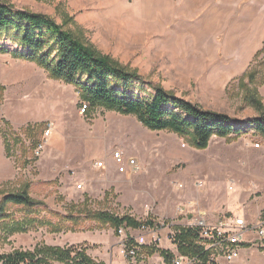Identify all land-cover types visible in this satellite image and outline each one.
Instances as JSON below:
<instances>
[{
    "label": "rangeland",
    "instance_id": "obj_1",
    "mask_svg": "<svg viewBox=\"0 0 264 264\" xmlns=\"http://www.w3.org/2000/svg\"><path fill=\"white\" fill-rule=\"evenodd\" d=\"M4 1L58 24L69 16L73 20L69 29L103 55L136 70L145 83L143 96L154 93L152 85L161 86L206 110L228 115L243 134L232 139L213 137L206 149H197L177 134L148 129L133 115L104 107L85 113L86 103L74 86L50 79L35 63L0 54V87H4L0 91V202L27 188L34 201L46 206L10 209V218L0 222V256L48 246L84 250L97 263L165 264L159 254L148 257L147 251L160 249L181 257L174 239L177 226L189 227L201 219L217 224L240 216L249 228L255 227L253 238L241 246L249 245V249L241 250L240 258L231 263L216 252L209 264H264L260 235L264 229V137L251 123L263 113L244 105L239 88L243 74H236L234 62L220 51L195 48L189 37L171 26L166 19L169 13H142L141 0H0ZM3 44L16 49L9 42ZM259 63H264V53L246 71L261 69ZM259 92L264 104V89L260 87ZM3 120L10 123L13 136ZM41 123L45 133L33 134L41 145L31 151L25 129ZM4 134H9L14 146L9 156ZM117 151L138 160L140 170L135 175L118 172L113 159ZM86 199L94 211L129 215L138 221L152 219L159 226L124 227L117 234L93 221L82 227L63 221L61 232L56 233L38 222L57 225L59 218L52 213L67 216L72 212L78 217L79 209L70 207ZM16 223L24 224L27 232L12 235ZM128 238L138 245L134 258L128 255ZM184 258V264H203Z\"/></svg>",
    "mask_w": 264,
    "mask_h": 264
},
{
    "label": "trees",
    "instance_id": "obj_2",
    "mask_svg": "<svg viewBox=\"0 0 264 264\" xmlns=\"http://www.w3.org/2000/svg\"><path fill=\"white\" fill-rule=\"evenodd\" d=\"M71 23L73 20L69 16L64 17L62 24H58L51 17L17 10L7 1L0 2V54H9L15 59L35 63L48 72L50 79L74 86L81 100L86 103L82 106L85 113L90 109L104 107L125 115H133L148 129L177 134L187 139L197 149H206L213 137L232 139L243 134V128L228 115L206 110L166 91L161 86L152 85L154 93L143 96V93H147L144 89L145 83L136 70L131 71L111 57L103 55L82 35L69 29L68 25ZM4 42H9L16 49L11 50L3 44ZM263 53L264 47L256 54L254 60ZM259 66L261 69L251 67L243 74L239 80V88L243 91L244 105L263 113L262 117L252 120L251 123L256 132L264 137V104L259 92L260 87L264 86V63H259ZM2 90L4 87H0V91ZM3 123L9 127L8 132L13 136L15 132L11 130L10 123L6 120H3ZM36 131L45 133V124H35L25 129L31 151H36L41 145L40 139L33 137ZM9 134H4L8 156L14 147L11 146ZM21 144L24 146L22 142ZM17 206L27 209L42 206L46 209L44 203L34 201L27 188H23L18 193L4 196L0 202V222L10 218V209ZM76 208L79 209L78 217L73 215L74 213L71 214L72 212L67 216L52 213L59 218L57 225H51L47 221L38 222L41 225H50L56 233L61 232L63 221L70 222L72 227L79 225L82 227L84 222L93 221L102 227L109 226L115 229L117 234L124 227L155 229L159 226L152 219L138 221L129 215L119 217L106 211H94L89 207L88 199L82 204H73L70 210ZM27 230L24 224L16 223L10 231L14 235L25 233ZM176 231L178 233L174 239L181 257L190 256L193 259L198 258L203 264H209V253L198 244L196 230L177 226ZM127 245L130 249L138 247L135 241L129 238ZM141 247L148 250V247ZM156 253L164 259L165 264H175L176 257L170 251L149 249L147 256ZM55 262L104 264L88 257L84 250L48 246L38 248L32 253L16 251L0 256L2 264H55Z\"/></svg>",
    "mask_w": 264,
    "mask_h": 264
},
{
    "label": "crops",
    "instance_id": "obj_3",
    "mask_svg": "<svg viewBox=\"0 0 264 264\" xmlns=\"http://www.w3.org/2000/svg\"><path fill=\"white\" fill-rule=\"evenodd\" d=\"M141 1L142 13H169L166 19L171 26L189 37L195 48L222 52L225 59L234 62V71L238 75L246 72L264 47V0ZM233 189L230 187L231 191ZM239 218L245 219L248 226L245 217ZM254 228L248 226L244 241L253 238ZM248 249L241 250L247 252Z\"/></svg>",
    "mask_w": 264,
    "mask_h": 264
},
{
    "label": "built area",
    "instance_id": "obj_4",
    "mask_svg": "<svg viewBox=\"0 0 264 264\" xmlns=\"http://www.w3.org/2000/svg\"><path fill=\"white\" fill-rule=\"evenodd\" d=\"M83 111L85 110L83 109ZM48 133L50 134V132ZM113 159L118 167V172L121 174L135 175L140 170L137 159H127L120 151L113 154ZM98 165L103 167V163H98ZM189 227L196 230L198 244L209 253V263L215 261L216 252L223 253L228 263L240 257L241 246L244 243L243 236L248 231L245 219L231 217L217 224H210L205 219H201L198 223L192 224ZM260 235L264 237V229L260 231ZM128 255L134 258L137 255L136 249H130ZM194 261H198V258H194ZM184 262V257L175 259V264H184Z\"/></svg>",
    "mask_w": 264,
    "mask_h": 264
}]
</instances>
